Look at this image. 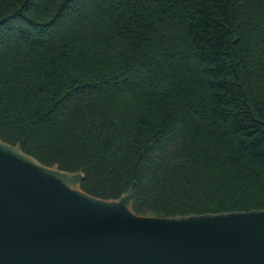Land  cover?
I'll return each mask as SVG.
<instances>
[{"label":"trees","instance_id":"16d2710c","mask_svg":"<svg viewBox=\"0 0 264 264\" xmlns=\"http://www.w3.org/2000/svg\"><path fill=\"white\" fill-rule=\"evenodd\" d=\"M0 139L137 214L264 209V0H0Z\"/></svg>","mask_w":264,"mask_h":264},{"label":"water","instance_id":"95a60500","mask_svg":"<svg viewBox=\"0 0 264 264\" xmlns=\"http://www.w3.org/2000/svg\"><path fill=\"white\" fill-rule=\"evenodd\" d=\"M0 139V264H264V209L141 215Z\"/></svg>","mask_w":264,"mask_h":264}]
</instances>
